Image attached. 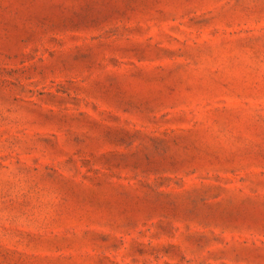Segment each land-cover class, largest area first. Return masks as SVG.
Instances as JSON below:
<instances>
[{"label":"rangeland","instance_id":"rangeland-1","mask_svg":"<svg viewBox=\"0 0 264 264\" xmlns=\"http://www.w3.org/2000/svg\"><path fill=\"white\" fill-rule=\"evenodd\" d=\"M0 264H264V0H0Z\"/></svg>","mask_w":264,"mask_h":264}]
</instances>
